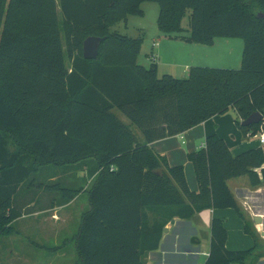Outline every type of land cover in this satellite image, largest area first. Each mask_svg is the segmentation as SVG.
Listing matches in <instances>:
<instances>
[{
	"label": "trees",
	"instance_id": "16d2710c",
	"mask_svg": "<svg viewBox=\"0 0 264 264\" xmlns=\"http://www.w3.org/2000/svg\"><path fill=\"white\" fill-rule=\"evenodd\" d=\"M147 2L158 5L166 36L206 47L241 39L240 68L191 67L176 79L159 77L154 63L138 65L143 39L110 29L142 17ZM188 13V35L178 36ZM89 37L104 39L95 60L82 56ZM256 112L261 123L243 127ZM228 113L244 135L264 130V0H0V236L14 234L12 223L35 207L63 206L85 192L77 264H145L170 222L204 210H234L257 243L227 182L246 176L251 188L264 185V148L232 155L224 140L207 137L187 155L193 192L184 167L169 166L149 146ZM69 173L84 177L67 184ZM210 233L204 264L259 259L256 246L226 250L221 220H212Z\"/></svg>",
	"mask_w": 264,
	"mask_h": 264
},
{
	"label": "crops",
	"instance_id": "0c3cea01",
	"mask_svg": "<svg viewBox=\"0 0 264 264\" xmlns=\"http://www.w3.org/2000/svg\"><path fill=\"white\" fill-rule=\"evenodd\" d=\"M127 21L128 18L125 22L121 23L126 25ZM136 31L143 33L141 28H136ZM187 35L188 32L186 35L180 34L178 36ZM153 44H157L158 47L155 53L153 52L155 55L153 61L157 59L154 63L157 67V74L161 66H164L165 71L162 75L168 74L174 78L177 76L186 78L191 67L233 70L240 68L243 44L239 39H216L211 46L206 47L186 43L176 37H169L163 34V39L159 41V44L155 43V41ZM212 135H216L224 140L232 155H238L249 149L260 147L255 136L244 135L238 129L233 113L210 118L180 135L154 141L149 146L156 153L164 156L169 166L182 165L189 189L197 192L198 185L194 170L187 160V155L203 148L205 139ZM137 139L141 142L143 141V138L139 139L137 137ZM227 185L246 221L251 223L254 232H256L257 243L251 236L244 233L245 222L234 210H204L187 222L178 219L170 222L165 227L167 231L163 234L158 250L147 253L143 258L144 263L204 264L209 254L211 222L213 219H219L223 222L227 232L226 250L230 252L247 251L256 246L254 254L260 257L256 262L253 260V264H264V252H258V250L260 251V247L264 249V185L258 188H251L246 176L229 180ZM70 203L43 211H39L35 207L31 213L22 215L15 222L25 220L28 224L26 231L28 235H31L35 240H42L45 230L51 231L47 228L48 225L57 227L60 226L58 224L65 223V221H62L61 215ZM29 207L32 208L33 204ZM47 214H50L49 217H47ZM43 215L47 216L42 218ZM256 217L259 218V224H254L253 222V219ZM17 232L19 231L15 230L14 235H18L19 233L17 234ZM2 237L11 236H0V239ZM30 244L39 249L45 248L32 240ZM46 250L49 251V248ZM3 258L2 245H0V262ZM247 263L250 264L251 261Z\"/></svg>",
	"mask_w": 264,
	"mask_h": 264
},
{
	"label": "rangeland",
	"instance_id": "374dc122",
	"mask_svg": "<svg viewBox=\"0 0 264 264\" xmlns=\"http://www.w3.org/2000/svg\"><path fill=\"white\" fill-rule=\"evenodd\" d=\"M141 10L144 13L142 17L130 16L128 17V21L126 23L127 26L124 23H119L113 26L110 29V32H116L130 38L141 37L143 41L140 54L137 59V64L142 67L148 68L151 63H155V61L157 60L155 59V61H153L154 59L152 57L158 47L155 45L153 46L152 43L155 41V43L159 44V41L163 39V34L159 32L156 23L159 12L158 5L156 3L150 2L143 3L141 5ZM57 14L59 20L61 21L59 9L57 10ZM136 28H141L143 30V33H138V30L136 31ZM182 28L184 32H181V35H186V30L189 29V13L186 14L182 21ZM162 73H165L164 66L159 67V77H161ZM177 77L176 79H184L181 78L182 76ZM114 113L121 120V122L130 126V122L119 111L114 110ZM130 127L136 137L142 139L139 131L133 126ZM83 177V173H78L75 177H73L71 173H69L68 179H66L65 183L75 184L74 182H77L80 178ZM88 184H85V189L89 187ZM48 204L49 199L47 197L43 198L42 205L48 206ZM88 210L89 204L87 194L85 192H82L62 212V221H65V223L58 224L60 226L57 227L48 225L47 228H49L51 231H48L46 229L44 238L42 240L40 238V240H35V238L31 237V235H28V232H26L28 224L25 220L12 223L14 231L18 230L19 232H17V234H19H12L10 235L11 237H2L0 239V245H2V254L4 256L0 264H77L74 239L79 230L81 216ZM47 215H43L42 218H45L46 216L49 217L50 214ZM31 240L44 246L45 248L39 249L33 246L32 244H30ZM48 248L49 251L46 250ZM263 250L264 249L260 247V251L258 250V252L262 253L264 252ZM253 260V258L250 259V264H253L254 261L256 262L258 259L254 261Z\"/></svg>",
	"mask_w": 264,
	"mask_h": 264
},
{
	"label": "water",
	"instance_id": "95a60500",
	"mask_svg": "<svg viewBox=\"0 0 264 264\" xmlns=\"http://www.w3.org/2000/svg\"><path fill=\"white\" fill-rule=\"evenodd\" d=\"M104 39L97 38V37H89L84 40L83 46H82V56L85 60H95L98 57V49L100 43ZM263 120V115L260 112L253 113L250 115L246 120L242 121L241 125L243 127H248L251 125L260 124ZM254 224H259V218L253 219ZM166 229L164 230V233H166Z\"/></svg>",
	"mask_w": 264,
	"mask_h": 264
},
{
	"label": "built area",
	"instance_id": "2783aa9c",
	"mask_svg": "<svg viewBox=\"0 0 264 264\" xmlns=\"http://www.w3.org/2000/svg\"><path fill=\"white\" fill-rule=\"evenodd\" d=\"M154 45L157 46V44H153V46ZM152 58L154 59V56ZM255 138L257 139L258 145L261 148H264V130L263 129L260 130V132L257 135H255Z\"/></svg>",
	"mask_w": 264,
	"mask_h": 264
}]
</instances>
